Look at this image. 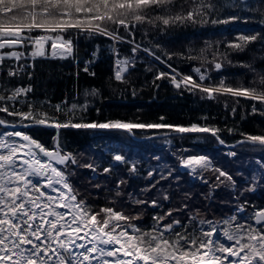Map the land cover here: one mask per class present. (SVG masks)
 <instances>
[{
  "label": "snow or ice",
  "instance_id": "6c2138e0",
  "mask_svg": "<svg viewBox=\"0 0 264 264\" xmlns=\"http://www.w3.org/2000/svg\"><path fill=\"white\" fill-rule=\"evenodd\" d=\"M257 4L253 6L249 0H0V113L5 114L0 116V129H3L0 130V264H264V205L243 200L244 193L264 184V159L257 160L258 171L245 177L247 187L239 190L231 215L209 220L185 202L164 210V202L172 199L166 189L151 199L128 193L129 202L137 209L129 214L123 206L117 209L116 200L97 210L80 198L71 179L74 168L83 167L96 173L100 165H81L77 155L67 151L61 139V131L69 128L129 134L137 129L163 130L164 143L168 145L173 143L170 138L173 133L182 139L188 134H210L222 146L248 145L264 152V131L249 134L235 126H207L206 116L201 117L205 126L197 122L187 126L170 124L163 116L159 122L120 119L84 122L80 113L87 110V99L83 104L65 101L52 104L47 99L33 100L31 94L35 90L31 83L7 86L11 78L22 75H27L29 80L33 78L34 64H28L27 58L48 57L50 49L52 58L75 59L80 35L104 36L115 43L133 45L131 55L123 57L115 43L110 46L115 57L116 82L130 83L127 76L143 51L169 69H156L152 81L155 87H159L156 81L167 79L181 94L199 93L201 99L210 100L231 97L234 103L229 105L225 101V108L231 107L233 116L244 98L251 102V113L245 115L264 117V68H257L253 62L233 64L230 59V53L243 52L252 44L264 47V31L241 30L227 39V43L205 41L198 51L188 49V55L165 51L166 59L157 54L161 45L143 47L134 39L139 29H144L147 38L148 28L167 33L180 26L203 27L241 20L264 26V0H257ZM121 29L125 35L120 34ZM92 55L95 57L96 53ZM177 56L199 61V66L192 67L194 75L179 73L168 63ZM92 62L85 61V72H89ZM226 65L247 69L252 80L232 84L228 77L221 76L214 81L212 73H219ZM29 68L33 71H28ZM97 95L96 88L84 92L85 97ZM33 127L54 130L52 145L46 146L33 138L27 131ZM225 131L238 133L241 139L229 146L222 138ZM178 151L179 164L187 175L208 186L206 199H211L220 188L236 192L234 176L207 154ZM226 155L235 157L237 152L229 151ZM111 159L114 163L103 167L102 174L111 176L115 165L121 163L128 166L129 175L138 172V163L129 161L121 152H115ZM156 174L155 168L147 172L146 179L152 178L154 182L142 188V194L151 192L161 181L172 179L174 169L164 165L158 180ZM175 179L180 178L175 176ZM127 183L123 178L116 181L115 197L123 196L120 189ZM183 198L189 200L190 193H184ZM148 207L161 211L153 213L150 225L141 226L144 209ZM185 212L187 216L181 218L180 214Z\"/></svg>",
  "mask_w": 264,
  "mask_h": 264
},
{
  "label": "trees",
  "instance_id": "16d2710c",
  "mask_svg": "<svg viewBox=\"0 0 264 264\" xmlns=\"http://www.w3.org/2000/svg\"><path fill=\"white\" fill-rule=\"evenodd\" d=\"M253 6H258L257 0H249ZM223 18V17H222ZM146 28L148 26H145ZM226 28V32L222 30ZM221 29V30H220ZM230 30V31H229ZM241 30H255L264 31V26L259 25L253 21L244 23L242 20L222 25H205L203 27L196 25L180 26L169 29L167 33H160L156 29L148 28V35L145 38L144 29H139L135 34L136 43L142 44L144 47H150L155 44L161 45L157 49V54L163 53H179L183 52L188 55V49L198 51L204 47L205 41H223L227 43V39L235 37ZM121 35H125L124 30H120ZM132 39V37H129ZM115 42L104 36L86 37L80 35L76 43V58L75 59H59L52 58L49 54L48 57H37L35 60L31 59L34 64L33 78L28 79L26 75L11 78L8 87H12L17 83L26 85V81H30L34 87V93L31 94L33 100H49L52 104H57L62 101L71 104L78 102L83 104L87 99L89 106L87 110L80 115L84 116V122L99 121L105 122L108 120L120 119L123 121L133 122H159V118L163 116L165 122L170 124L189 125L192 122L201 123L202 116L208 118L207 126H217L220 128L237 127L240 132L249 134H258L264 131V117L260 115H245L251 113V102L246 101L244 98L240 99L238 110L233 116L231 114V107L225 108V101L229 105L234 103L231 97L220 96L218 99H201L199 93L193 95L187 91L181 94L179 91L169 83L167 79L156 81L159 87H155L152 83L153 76L156 69L169 71L166 64L156 61L153 57L147 55L143 51L138 54L135 68L131 69L127 79L130 81L128 84H121L116 82L113 78V65L114 55L110 50ZM115 47L119 50L120 55H131L132 44L128 42L115 43ZM225 49L221 46V51ZM93 52L96 56L93 57ZM195 54V53H192ZM264 47L260 44H252L247 50L243 52L230 53V59L233 64L242 62H253L257 68H264ZM166 59V58H165ZM92 60L89 67V72H94L95 75H90L85 72V61ZM179 73L193 74L192 67L199 66V61H191L180 58L179 56L168 61ZM147 68H152V72L146 71ZM6 74V72H5ZM194 75V74H193ZM221 76L229 78V82L236 84L238 81L247 83L252 80V74L243 67H234L226 65L219 73L213 72L212 77L214 81H218ZM96 88L99 90V95L92 97H85V90ZM135 92V95H133ZM26 110V109H25ZM99 110V111H97ZM5 114L0 113V116ZM242 117H244L242 119ZM8 119H12L8 117ZM28 133L35 139H38L45 145H52V137L55 135L54 130L44 127H33L27 129ZM163 131V130H161ZM136 134L140 137H135L129 133L121 131H112L104 129H65L61 131V139L66 146L67 151L75 154L85 153L84 160L86 163H94L100 165L98 172L93 173L89 169L78 167L80 171L85 173H75L71 179L72 183H80L81 186L86 185V191H80V196L88 199L89 202L95 201L96 205H106L109 201H105V192L110 193L111 200H116L118 206V198L115 197L116 181L118 179H125L128 181L126 185L121 187L123 191L131 190V193H140L152 178H147V172L153 168L157 170L155 179H159V170L164 165L174 169V174H181L183 177L180 181L172 179L168 181H161L155 189L147 194H142L145 199L158 197L159 185L164 186L169 191L172 201L179 200L177 198L183 189H191L193 186L196 188L193 191V203H189L190 209H199L200 213L207 214L215 213L220 207L231 204L230 201L236 200L232 190L228 188H221L217 193L218 200L221 196H226L230 201L222 203L219 201H209L207 199H197L207 186L186 174V170L179 165L178 155L179 149H190L193 151L212 152L217 157L219 162L218 166L223 167L225 170L233 171L237 169L250 174L258 171L257 158L264 159V153L258 151L248 150L242 147H227L220 145L215 138L210 134H188L182 139L178 134H171L172 145L164 143L163 134H155L157 130H135ZM151 133V135H149ZM155 134V135H154ZM222 138L225 141H235L240 138V135L229 134L227 131L222 133ZM179 146V147H178ZM179 148V149H177ZM228 148L231 151H236L235 157H229L223 151ZM82 149V150H80ZM115 152L123 153L129 161L138 163V172L135 175H129L128 166L125 164H116L111 176L102 174V169L108 166L109 163H114L111 159ZM160 152L159 160L156 154ZM176 153V155H173ZM256 155V156H255ZM78 158V155H77ZM82 158H78L79 163L82 165ZM216 160V159H215ZM245 161L247 164L245 165ZM227 163V164H226ZM229 165V167H227ZM255 165V166H253ZM77 168V167H75ZM74 168V169H75ZM251 170V171H250ZM255 170V171H254ZM246 177H250L247 176ZM210 178L212 174H209ZM233 176L235 177L234 171ZM236 181H239L235 177ZM245 179V177H244ZM75 180V182H73ZM154 182V181H152ZM84 183V184H83ZM95 184H101L102 187L96 188ZM168 187V189H167ZM207 188V189H206ZM101 190L105 192L100 193ZM99 193V194H98ZM248 196L254 198V205L264 204V184H261L253 192H246ZM207 194V193H206ZM128 193H125L127 199ZM206 196V195H205ZM174 197L176 199H174ZM220 198V199H219ZM104 200V201H103ZM186 200L185 202L189 201ZM261 200V201H260ZM204 203V206L202 204ZM208 205V208L205 206ZM122 204V203H120ZM175 203H172V206ZM133 206V205H132ZM166 207V206H165ZM169 208V206H167ZM175 207V206H173ZM165 208L164 210H166ZM135 210V209H134ZM133 209L129 210L130 214ZM160 211L159 209H152L148 207L145 209V215L142 221L143 226L148 225L150 222V215L154 212ZM182 217H186L187 213H181Z\"/></svg>",
  "mask_w": 264,
  "mask_h": 264
},
{
  "label": "rangeland",
  "instance_id": "374dc122",
  "mask_svg": "<svg viewBox=\"0 0 264 264\" xmlns=\"http://www.w3.org/2000/svg\"><path fill=\"white\" fill-rule=\"evenodd\" d=\"M221 30V29H220ZM227 31V29L226 28H224L223 30H222V32H226ZM230 31V30H229ZM144 47V46H143ZM49 54H50V49H49ZM51 55V54H50ZM26 62L29 64V63H31V58H27V60H26ZM0 130H3V129H0ZM8 130H11V129H8ZM160 132H163V131H159V133ZM134 134H136L135 132H133ZM155 134H157V132H155ZM154 134V135H155ZM137 136H139L138 134H136ZM149 135H151V133L149 134ZM231 142H233V141H226V143L228 144V143H231ZM235 144V143H234ZM233 144V145H234ZM46 146H48V145H46ZM51 146V145H50ZM229 146H231V145H229ZM179 147V146H178ZM228 147V146H227ZM242 148H245V150L246 149H248V150H252V151H255V152H257L258 151V153L259 152H261V153H264V152H262V151H260L259 149H253V148H251L250 146H248V145H245V146H243ZM177 149H179V148H177ZM80 150H82V149H80ZM180 150V149H179ZM186 150H188V152H189V154H197V153H202V154H207L210 158H212L215 162H219L218 161V159H217V157L215 158V154L214 153H212V152H204L203 150L202 151H193V150H190V149H186ZM229 151H231V150H229L228 148H226V150L225 151H223V153L225 152V153H227V152H229ZM83 153V152H82ZM179 152L177 153V155L179 156ZM76 155H78V158H82L80 161H81V163H82V165L83 164H86V162L84 161V160H86L85 158H84V155H86L85 153H83V155H80V153L79 154H76ZM215 155V156H214ZM156 157H158V156H160V152H158L156 155H155ZM256 156V155H255ZM256 158V160H259L258 158H257V156L255 157ZM216 159V160H215ZM179 162V161H178ZM219 163H221L222 164V166H223V163L222 162H219ZM227 164V163H226ZM247 164V161H245V165ZM253 166H255V165H253ZM224 167V166H223ZM227 167H229V165H227ZM233 171H234V174H235V177L238 179L239 178V181H237V185H238V187H237V190H236V192L235 193H232V194H234V196H235V199H236V197L239 195V190L240 189H242V188H245V187H247V184L245 183V179H244V177H246V175H247V173H245L244 171H243V169H241V170H239V169H237V167L235 168V169H233ZM233 171H231L230 170V173L233 175ZM251 171V170H250ZM255 171V170H254ZM74 172L75 173H87V172H82V171H80V169L77 167V168H75L74 169ZM252 172V171H251ZM250 172V174H248L247 176H250V175H252L253 173H251ZM187 174V173H186ZM209 174L210 173H208L207 175H208V177L210 178V176H209ZM242 174V175H241ZM175 176H179V181L182 179V175L181 174H178V173H175L174 174V176H173V178L175 179ZM234 177V178H235ZM174 179H172V180H174ZM174 181H176L177 182V180L175 179ZM73 182H75V180L73 181ZM201 182V181H200ZM74 184V183H73ZM84 184V183H83ZM204 185H206V184H204ZM74 186L79 190V192L80 191H86V185H83V186H81V188H84V189H80L79 188V186H80V183L78 182L77 184H74ZM207 186V185H206ZM196 188L195 186H193L191 189H183L181 192H180V194H179V196L177 197V198H181V199H183V201H179V200H175V201H170V202H168V201H165L164 202V204H165V208H168L167 206H169V207H173V206H175V207H179L180 206V204H181V202H185V200H184V193H190V195L191 196H193L192 194H193V191H194V189ZM207 188H208V186H207ZM206 188V189H207ZM123 189H125V188H122V192H123V196L122 197H119L118 198V200H119V202L117 201V203H119L118 204V206L117 205H115L116 207H117V209H119L121 206H123L126 210H131V209H133V211L131 212V214H133L134 213V211H136L137 209L135 208V206L133 205L132 206V204L129 202V197H127V199L125 198V193H130V191L131 190H127V191H123ZM167 189H168V187H167ZM162 190H165V187L164 186H161V185H159V188H158V191L160 192V194H161V192H162ZM169 191H171V190H169ZM208 191H209V188L207 189V190H204L202 193H200L201 195L200 196H196V198H194V201H196L197 199H204L206 196L205 195H207L206 193H208ZM221 191V188L220 189H217L214 193H213V195H212V198L211 199H207V202L206 203H208L209 201H214V203L216 202V201H219V202H222V203H224V201L225 202H228V201H230L229 200V198L228 197H226V196H224L223 195V197L221 196V200H218V195H217V193L218 192H220ZM102 192H105L104 190H101L100 191V193H102ZM170 193V192H169ZM99 194V193H98ZM138 198H140V199H145L146 197L145 196H141V192L139 193V194H137V193H134ZM104 196H105V201H110L111 200V195H110V193H107V192H105V194H104ZM128 196V195H127ZM80 198L81 199H84L83 198V196H80ZM174 199H176L175 197H174ZM206 199V198H205ZM220 199V198H219ZM86 200L88 201V199L86 198ZM103 200V201H104ZM193 199H191V200H189V201H187V202H185V203H193V201H192ZM243 200H247V201H249V203L250 204H252V205H254V198L253 197H250V196H248L247 195V193H244V197H243ZM243 200H240L239 202L240 203H243ZM261 201V200H260ZM89 202V201H88ZM231 202V204H229V205H224V206H222L221 205V207L215 212V213H212V214H207V212L206 213H204V212H202V213H200L204 218H206V219H209V220H215V219H218V218H221V217H224V216H226V215H231V213L233 212V211H235V205H236V203H237V199L236 200H233V201H230ZM264 202V201H263ZM94 208H96L97 210L99 209V207H101V206H104L102 203L100 204V205H96V202L95 201H92L91 200V202H89ZM120 203H122V204H120ZM172 203H175L173 206H172ZM205 203V206L207 205ZM264 205V204H263ZM202 206H204V203L202 204ZM207 208H208V205L206 206ZM135 209V210H134ZM146 210H147V208H146ZM160 211H161V209H159ZM167 210V209H166ZM249 211H251V208H249ZM144 212H145V209H144ZM156 212H158V211H156ZM129 214H130V212H129ZM181 215V217H182V214H180ZM150 217V222L148 223V225H150L151 224V215L149 216ZM144 221V220H143ZM148 225H146V226H148ZM141 226H143V224H141ZM205 228H207V225H205L204 226ZM221 239H223L222 237H221Z\"/></svg>",
  "mask_w": 264,
  "mask_h": 264
},
{
  "label": "water",
  "instance_id": "95a60500",
  "mask_svg": "<svg viewBox=\"0 0 264 264\" xmlns=\"http://www.w3.org/2000/svg\"><path fill=\"white\" fill-rule=\"evenodd\" d=\"M133 136H136V137H138L136 134H134V133H131ZM157 134H163V132H157ZM239 139H241V137L240 138H238V139H236L235 141H233V142H231V143H226L227 145H233L237 140H239Z\"/></svg>",
  "mask_w": 264,
  "mask_h": 264
},
{
  "label": "bare ground",
  "instance_id": "6f19581e",
  "mask_svg": "<svg viewBox=\"0 0 264 264\" xmlns=\"http://www.w3.org/2000/svg\"><path fill=\"white\" fill-rule=\"evenodd\" d=\"M29 64H32V63H29ZM31 69H32V68H29L28 71H31ZM26 76H27V75H26ZM29 83H31V82H30V81H26V82H25L26 85L29 84Z\"/></svg>",
  "mask_w": 264,
  "mask_h": 264
}]
</instances>
